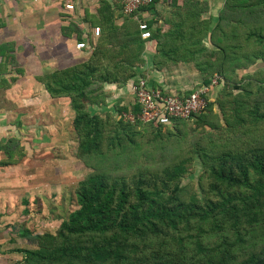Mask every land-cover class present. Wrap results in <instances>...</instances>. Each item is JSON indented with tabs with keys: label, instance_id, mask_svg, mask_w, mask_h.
<instances>
[{
	"label": "trees",
	"instance_id": "obj_1",
	"mask_svg": "<svg viewBox=\"0 0 264 264\" xmlns=\"http://www.w3.org/2000/svg\"><path fill=\"white\" fill-rule=\"evenodd\" d=\"M156 1L124 15L120 27L108 26L86 60L34 76L50 97L68 98L75 155L89 171L77 183L75 208L55 231L35 234L32 248L14 249L23 264H264V69L250 70L264 62V0H224L213 23L201 18L205 0L184 2L176 13L187 19L150 33L154 69L165 66L162 57L177 55L203 74L205 85L221 76L215 100L205 97L201 113L140 126L123 118L137 104L90 109L104 104L105 83L145 77L139 68L146 39L136 14ZM13 46L0 44L5 89L16 80L2 76L16 63ZM190 119L195 140L186 137ZM16 127L10 124L14 135L0 140L1 166L25 155ZM195 158L201 196L193 182L182 183ZM21 233L31 234L25 226Z\"/></svg>",
	"mask_w": 264,
	"mask_h": 264
},
{
	"label": "crops",
	"instance_id": "obj_2",
	"mask_svg": "<svg viewBox=\"0 0 264 264\" xmlns=\"http://www.w3.org/2000/svg\"><path fill=\"white\" fill-rule=\"evenodd\" d=\"M188 1L191 0H157L152 8L141 9L136 14V17L147 23L150 33L155 28H159L162 33H166L170 31L169 29L172 28L173 24L177 22L181 23L180 21L188 18L184 13H176L177 7ZM205 1L209 8L201 14V18L210 17L213 23L218 16L219 9L224 0ZM103 2L107 3L104 7L101 6ZM66 3L72 4V8L66 9ZM124 19L125 16L121 12V0H0V44L7 41L14 43L12 53L14 54L16 64L23 69L22 73L27 75L28 81H30V91L28 93L22 91L21 87L18 86L19 79H16L7 89L0 87V91L11 88L16 90L17 88L19 94L30 96L33 99L32 103H30L33 104L31 105L32 111L37 109L38 116H42L44 111H46L44 123L47 128L50 126L58 132L57 129L63 128L65 121H67L70 124L68 128L70 135L68 134L67 143L70 146L71 143L77 146L76 136L72 127L73 111L70 108L68 98L50 97L34 76L86 60L90 54L89 47L94 45L98 38L110 31L108 26L120 27ZM107 21L110 23L107 24ZM95 26L102 28V32L98 36L93 33V27ZM78 42H84L86 46L79 49L76 47ZM204 42L207 44V37H205ZM165 48H170V44L165 45ZM155 53L154 41L151 38H147L143 50L144 63L139 68V72L145 74L144 78L151 86L167 92L187 94L191 89L205 85L203 84V74L198 72L190 61L182 60L177 55L162 57L163 59L161 60L165 61V66L161 69H154L152 62ZM257 69H264V62L258 61L250 68V70ZM11 75L17 76V73L14 74L11 71L9 74H2L3 77ZM133 82V80H128L124 85L105 83L104 92L106 96L104 104L99 107L91 106L90 109L93 112L113 111L116 103L129 109L131 105L135 104L131 89ZM220 85L218 83L208 87L206 97H208L209 101L213 102L215 100ZM214 109L217 110L216 104L214 105ZM55 115L57 122L55 121ZM21 119L23 127L27 128L26 120L24 117ZM34 120L39 122V118H34ZM54 133L53 131L52 134ZM56 144L42 143L37 140L31 141V146L34 150H40L42 146L47 145V147H53ZM51 150L47 148L46 154L48 158L52 159L53 156L55 157V154L51 157ZM3 154V151L0 150V158ZM44 183L43 185L48 190L52 188L53 183ZM4 186V184L0 185L1 193L6 191V189L4 190ZM42 186L39 188L41 192L43 191ZM35 192L39 191L36 190ZM33 198L26 199V201L29 203L31 202L30 200H36L35 197ZM23 200L25 199L21 200L22 203ZM40 208H43V205ZM52 217L50 215V218L45 217V219H41V224L36 228V232L53 233L56 227L55 229L54 227H49L50 225L54 226L51 224L53 221ZM2 220L4 218H0V232ZM44 220L48 222L44 223ZM24 225L28 228V224L25 223ZM50 228H53V230ZM5 241L6 238L0 233V247L3 248ZM15 248L0 249V264H23V255L21 252L15 251Z\"/></svg>",
	"mask_w": 264,
	"mask_h": 264
},
{
	"label": "rangeland",
	"instance_id": "obj_3",
	"mask_svg": "<svg viewBox=\"0 0 264 264\" xmlns=\"http://www.w3.org/2000/svg\"><path fill=\"white\" fill-rule=\"evenodd\" d=\"M16 66H18L16 63L8 66L12 68V73L14 74L16 73L14 70ZM16 79L20 80L17 83L22 91L28 93L30 91V81H28L27 75L21 72L17 74ZM32 100L28 95L19 94L17 88L16 90L11 88L0 91V140L5 142L14 135V131L8 128L10 124L14 123L17 125L16 129L25 151V155L19 162L9 166H1L0 164V185L4 184V190L6 189L4 193L0 192V214L2 213L0 218H4L1 221L0 233L6 238L3 244L5 249L34 247V243L39 238L38 235H35L37 234L36 228L40 226L41 219L50 218V215L53 216L51 224L54 226L50 225L49 227H54L55 229L59 225L60 218H65L70 208H75L76 199L74 192L77 183L89 171V168L75 155L76 144L71 143L70 146L67 143L70 135L68 133L70 124L65 121L63 128L57 129L58 132L50 126L47 128L44 123L46 111H44L42 116H38L37 109L35 111L31 110V105L33 104L30 103H32ZM33 103L35 102L33 101ZM22 117L26 120L27 125H25L27 128L22 125ZM34 118H39V122H36ZM18 121L21 123L18 124ZM142 125L146 126L144 123L140 126ZM187 125L190 126H186V129L195 127L192 119L188 120ZM53 131L55 132L54 134H52ZM190 132L192 134H187L186 137L191 138L193 136L195 140L198 133L195 130L191 131V129ZM54 135L57 136L54 137ZM36 140L42 143L57 144L53 145V147H47L50 145L48 144L47 146H42L43 149L34 150L31 146V141L34 142ZM47 148L50 150L53 148L51 157L54 154L56 158H58V155L60 157L58 159L54 156L52 159L48 158L46 154ZM4 156L5 153L0 159L4 158ZM191 167V173L183 177L182 183L193 182L197 195L201 196L202 192L197 186V177L200 173V163L197 158H195ZM44 182L53 183L52 191L43 185L45 184ZM41 186L42 192L39 189ZM36 190L39 192H35ZM31 195L32 197H30ZM33 197L36 200H30L31 202L28 204H23L25 203L24 200L23 203L21 201L22 199L26 201V199H32ZM41 205H43V208H40ZM25 209L27 210L26 212ZM46 222L48 221L44 220V223ZM25 223L28 224V230L31 234L24 235L21 233L24 230ZM50 229L53 230V228ZM3 248L0 247V249Z\"/></svg>",
	"mask_w": 264,
	"mask_h": 264
},
{
	"label": "built area",
	"instance_id": "obj_4",
	"mask_svg": "<svg viewBox=\"0 0 264 264\" xmlns=\"http://www.w3.org/2000/svg\"><path fill=\"white\" fill-rule=\"evenodd\" d=\"M151 0H121V12L125 16L134 14L140 7L146 6ZM72 4L66 3L65 8L71 9ZM140 36L143 39L150 37V28L144 20L139 19ZM101 29L93 27V33L97 36ZM86 44L78 42L76 47L81 49ZM220 75L214 74L209 85H204L192 90L190 93L167 92L153 87L145 78H139L131 84L136 112H123V118L129 122L158 123L167 125L174 118H189L204 111L206 106V92L208 87L218 84Z\"/></svg>",
	"mask_w": 264,
	"mask_h": 264
}]
</instances>
